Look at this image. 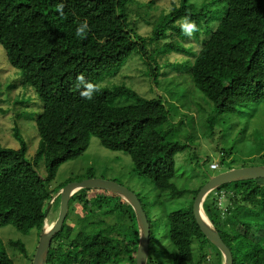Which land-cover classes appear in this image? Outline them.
<instances>
[{
	"label": "trees",
	"instance_id": "trees-1",
	"mask_svg": "<svg viewBox=\"0 0 264 264\" xmlns=\"http://www.w3.org/2000/svg\"><path fill=\"white\" fill-rule=\"evenodd\" d=\"M136 1L0 0V47L12 68L22 72V86L33 90L43 102L36 121L40 142L34 162L28 159L30 146L18 127L13 129L18 150L0 144V227L13 226L24 236L35 230L42 234L48 207L63 189L51 191L48 182L55 180L61 166L85 154L96 138L106 150L128 155L139 177L148 179L158 192L167 195V200L179 202L169 208L166 226L167 238L176 252L172 264H206L204 250L208 246L222 255L202 234L194 216L193 206L203 187L190 191L175 182L176 158L189 146L174 141L179 131L166 99H145L125 87L106 89L100 83L134 53L160 66L161 58L182 51L195 56L185 66L195 95L214 115L197 103L201 112L211 115L213 127L226 124L241 110L264 102V0H217L224 7L217 11L222 15L217 23L209 19L214 1L183 0L146 39L138 38L130 29L128 9ZM61 3L65 5L63 15L57 10ZM145 7L146 21L151 23L153 3ZM186 17L198 26L193 36L181 30L180 23ZM85 20L90 30L78 38V22ZM176 35L182 43L173 39ZM191 40L198 43L199 53H192L193 46H184ZM80 74L87 82L100 85L91 101L80 95L84 90L77 86ZM123 98L131 101L124 103ZM233 140L235 145L237 136ZM229 152V148L221 150L227 158ZM40 160L47 169L46 180L35 169ZM240 184L233 190L228 186L220 189L236 195L227 214L208 201L204 208L231 250L234 264H264V217L255 227L241 219L262 205L263 190ZM79 204L88 210L91 199L84 196ZM128 208L116 207L109 213L118 223L110 231L79 240L72 238L75 231L66 219L47 264H136L139 231L135 213ZM149 224L152 253L154 229L150 220ZM9 246L28 258L25 244L12 241ZM240 254L242 261L238 260ZM0 264L15 261L1 255Z\"/></svg>",
	"mask_w": 264,
	"mask_h": 264
},
{
	"label": "rangeland",
	"instance_id": "rangeland-1",
	"mask_svg": "<svg viewBox=\"0 0 264 264\" xmlns=\"http://www.w3.org/2000/svg\"><path fill=\"white\" fill-rule=\"evenodd\" d=\"M211 1H214V11L210 13L209 19L217 23L222 19L221 13L217 11L224 7L217 0ZM150 2L153 3L154 12L151 23H148L143 9ZM182 2L183 0H137L136 4L128 9L131 31L138 38L146 39L155 31L160 20L170 14L174 6L180 7ZM173 39L182 43L179 35ZM184 46H193L192 53L200 51L195 40L188 41ZM194 57L183 54L182 51H172L165 60L160 59V66H154L152 61H144L139 53H134L118 71L106 76L100 83L108 87L106 89L125 87L145 99L160 96L166 99L171 110V120L178 126L179 131L174 141H179L182 146H189L176 158L178 175L175 182L182 189L190 191L199 190L209 182L210 176L218 175L216 171L210 169L212 164L221 165L223 173L230 169L264 166V102L250 109L241 110L237 115L230 117L224 125L213 127L209 117L214 114L195 95L190 71L185 66L186 62L194 61ZM157 67L165 68L157 71ZM22 82V72L11 67L6 52L0 47V144L7 149L18 150L19 143L13 134V129L18 127L30 146L28 159L34 162L40 142L36 121L43 108V102L33 90L22 86ZM121 101L128 103L131 100L123 98ZM197 103L211 115L201 112ZM235 136L238 141L234 145ZM227 148L230 150L228 158L221 154V150ZM35 169L43 180L47 179L48 173L43 160L35 165ZM93 178L115 182L138 197L154 229V247L153 252L149 254L148 264H172V256L176 252L167 238L166 226L169 208L177 207L179 202L167 200V195L158 192L148 179L139 177L128 155L106 150L96 138H92L88 151L79 159L61 166L55 180L48 182V187L54 191ZM240 185L245 188L260 187L263 190L262 205L252 208L250 213L247 212L241 217L243 222L255 227L260 218L264 217V180ZM234 186L235 184H231L228 187L233 190ZM84 191L75 195L71 203V214L69 211L68 215L67 224L74 229L72 238L75 240L81 239L82 236L92 237L98 231H110L118 223L115 216L109 213L116 207L129 210L127 203L113 193L104 190ZM219 191L220 189L211 193L206 200L215 207H218L216 194ZM228 194L225 205L227 213L236 198L234 193ZM84 196L91 199L88 210L84 208V204H79V199H83ZM161 202L164 204L160 205ZM60 204V199H57L47 215L46 224H55L59 217ZM41 235L35 230L29 236H24L13 226L0 227V256L14 260L15 264H33ZM12 241L26 245L28 258L22 256L17 248L9 246ZM236 251L237 249L235 256ZM204 252L206 264L223 263L224 259L213 247L208 246ZM208 258H211V263L208 262ZM238 260H243L241 254Z\"/></svg>",
	"mask_w": 264,
	"mask_h": 264
},
{
	"label": "water",
	"instance_id": "water-1",
	"mask_svg": "<svg viewBox=\"0 0 264 264\" xmlns=\"http://www.w3.org/2000/svg\"><path fill=\"white\" fill-rule=\"evenodd\" d=\"M260 180H264V166L231 169L226 173L214 177L210 176L209 182L201 189L199 195L195 200L193 212L196 223L206 239L221 253L222 258L224 259L222 264H234V258L231 250L221 238L217 228L210 221L205 211L204 204L211 193L218 189H221L222 187L229 186L231 184ZM84 190L108 191L121 198L124 202L127 203L128 206L133 209L139 231V246L137 251L136 264H148L150 254L151 228L140 200L136 195L129 192L127 189L123 188L115 182L96 179L71 184L62 189L56 196H54L50 206L48 207V213H50L52 206L55 204V201L57 199H60L61 204L59 217L55 224H53L49 230H46L45 224L33 264H47L49 252L52 244L54 243V239L63 231V228L65 226V222L70 211V203L77 193Z\"/></svg>",
	"mask_w": 264,
	"mask_h": 264
},
{
	"label": "clouds",
	"instance_id": "clouds-1",
	"mask_svg": "<svg viewBox=\"0 0 264 264\" xmlns=\"http://www.w3.org/2000/svg\"><path fill=\"white\" fill-rule=\"evenodd\" d=\"M64 7L65 5L63 3L57 5V10L61 15H63ZM180 27L187 36H192L199 30L195 21H190L187 17L184 18L180 23ZM89 30V24L86 20L83 22H78L75 35L78 38H84ZM77 86H83L84 90L81 91L80 95L82 98L89 101H91L94 98L95 94L100 91V85L97 83L87 82L83 74L78 75ZM208 262L211 263V258H208Z\"/></svg>",
	"mask_w": 264,
	"mask_h": 264
},
{
	"label": "built area",
	"instance_id": "built-area-1",
	"mask_svg": "<svg viewBox=\"0 0 264 264\" xmlns=\"http://www.w3.org/2000/svg\"><path fill=\"white\" fill-rule=\"evenodd\" d=\"M210 169L213 171H216L218 175L223 174V169H222L221 165H219V164H212L210 166ZM228 197H229V194L223 190L219 191L216 194L217 205H218V208L221 210V213L223 215L227 214V208L225 205L227 203L226 200L228 199Z\"/></svg>",
	"mask_w": 264,
	"mask_h": 264
},
{
	"label": "bare ground",
	"instance_id": "bare-ground-1",
	"mask_svg": "<svg viewBox=\"0 0 264 264\" xmlns=\"http://www.w3.org/2000/svg\"><path fill=\"white\" fill-rule=\"evenodd\" d=\"M53 225V224H52ZM52 225H49V224H46V230H49L51 227H52Z\"/></svg>",
	"mask_w": 264,
	"mask_h": 264
},
{
	"label": "flooded vegetation",
	"instance_id": "flooded-vegetation-1",
	"mask_svg": "<svg viewBox=\"0 0 264 264\" xmlns=\"http://www.w3.org/2000/svg\"><path fill=\"white\" fill-rule=\"evenodd\" d=\"M68 219V218H67Z\"/></svg>",
	"mask_w": 264,
	"mask_h": 264
}]
</instances>
